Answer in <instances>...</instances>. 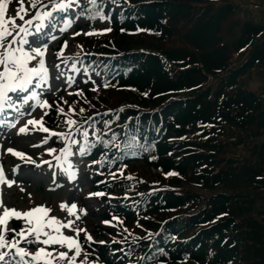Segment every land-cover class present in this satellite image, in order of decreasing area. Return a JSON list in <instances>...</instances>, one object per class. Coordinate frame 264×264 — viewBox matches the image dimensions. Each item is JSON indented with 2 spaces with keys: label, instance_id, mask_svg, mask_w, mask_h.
I'll return each mask as SVG.
<instances>
[{
  "label": "trees",
  "instance_id": "trees-1",
  "mask_svg": "<svg viewBox=\"0 0 264 264\" xmlns=\"http://www.w3.org/2000/svg\"><path fill=\"white\" fill-rule=\"evenodd\" d=\"M102 1L84 12L95 17L90 21L112 14L113 32L95 35L89 42L102 53L94 62L106 74L105 84L114 86L101 90L93 105L77 101L83 119L96 127L94 137L82 147L90 161L103 160L101 170L143 159L175 180L186 179L189 187L186 192L173 191L153 180L147 189L151 193L138 203L141 214L134 216L122 200L112 203L113 209L129 220L141 219L150 235L136 244L146 253L145 264L185 259L195 264H245L244 247L249 249L251 240L243 239L240 226L247 212L234 217L235 195L225 186L242 177L245 186L237 191L252 188L264 196V134L235 144L245 132L252 136V123L242 128L240 121L251 120L262 104L258 91L264 88L244 85L240 77L245 69L255 71L264 64V0H256V10L236 0H108L109 7L101 9ZM138 38L149 47L122 46ZM246 50L243 59L241 52ZM238 57L240 64L234 67ZM231 67L236 73L227 75ZM219 79L229 86L211 92V80ZM107 109L114 113L105 114ZM258 123L264 129V118ZM136 184L133 180L132 187ZM252 216L248 214L249 234L256 238L260 220ZM92 246L107 264L127 261H116L108 244L86 243L88 251ZM253 249L264 257L262 242Z\"/></svg>",
  "mask_w": 264,
  "mask_h": 264
},
{
  "label": "rangeland",
  "instance_id": "rangeland-1",
  "mask_svg": "<svg viewBox=\"0 0 264 264\" xmlns=\"http://www.w3.org/2000/svg\"><path fill=\"white\" fill-rule=\"evenodd\" d=\"M38 1L40 0H35V2ZM236 1L237 3H240L241 6L250 5L252 10H256L258 8L256 0ZM33 2L34 0H32V3ZM84 2L85 0H71V4L69 7L59 11L61 13L59 15V20L50 18L42 25L39 30L35 27L38 21L33 20L32 24L26 27L29 29L28 35L24 36V34L21 33L20 36L17 37V39L23 37L24 39L28 40L29 44L23 45V47H25L28 51H31V47H29V45H33L34 42L35 46H40L42 50L45 51L44 58L46 61V67L50 70L51 76V79L49 81L51 87H49L48 84L43 86H37L33 84L30 85L32 89L28 92V94H24V96L38 94L41 101H43L45 100L44 92L46 89L48 91L54 92L64 89L63 91H61L63 92L62 94L49 97L53 98L47 100L48 105L51 107L52 103H55V101L57 100V98L54 97L61 98L62 101H68L73 94L77 93L79 87L78 84L80 81L86 83L90 90L93 92L98 89V85L101 84L102 79L99 77H94L90 73L83 72L80 68L79 63L74 60L75 53L77 52V50L82 49L83 44L94 45V43L86 40L85 37L89 35V30L87 25L85 24V20L79 15V7ZM31 5L32 4H30L27 9L24 8L22 11L30 14L33 9ZM39 11L43 10L39 9ZM15 13L16 9L11 8L10 4V6L7 7L5 18H8L9 16H15ZM255 13L259 14L258 11ZM94 23L95 27H99L102 30L109 29L110 26L109 17L105 18L102 21L97 19ZM8 27L9 24L5 23V28L7 29ZM39 32L42 33L39 34ZM64 35L67 38V46L65 47L64 45L63 49L58 51L54 47L57 46L59 39ZM139 36L144 37V35ZM139 39L140 38L133 39L131 44H122V46L124 48L149 47L141 45L139 43ZM6 43L7 41H5V46L7 45ZM136 43L138 45H135ZM241 54V57H243V59L244 57L246 58L248 55L247 50L241 52ZM235 55L237 57V54ZM236 60V64H234V67L240 64L239 62L241 58L238 57L237 62ZM29 66H35L34 62H29ZM2 68L3 66H0V71H2ZM257 70L251 71V69H245V72H243L240 77V79H242L243 81H241L240 83H243L244 85L250 83V85L253 86L254 89L264 88V64L258 66ZM226 73L227 75H234L236 71L235 69H233V67H231V69H229ZM228 86L229 82L227 83L226 81H221L219 79V81L217 82L211 80L209 88L211 89V92L214 93L219 88ZM258 92L260 93L258 94L259 97L262 99L260 110L256 111L257 114H255L251 118V120H242L240 121L241 125H239L242 128H246L248 126V123H252L249 126L250 133L253 132L252 136L249 133L245 132L240 140L235 144H238L240 142L243 143L245 141L247 142L249 140L252 141L256 137H260L264 134V129H260L259 123L257 124V122L261 121L264 118V90L261 89ZM79 94H81V92H79ZM89 94L93 95L94 93L89 92ZM113 94H115V92H113ZM126 95L130 98L137 96L136 93L130 95L127 93ZM131 101L137 102V100ZM120 102H125V100L122 99L120 100ZM31 103L33 107L29 110L28 114H24L21 118H18L19 113L16 112L14 120L6 119L7 124L5 128H0V131L6 132V134H2V136L0 137V151L2 155V157L0 158V167L4 168L5 166L4 173L6 178L15 181V183H13L11 187L7 185L6 180L3 184H0V195H2L3 206H6L8 208H15L19 211H27L34 207L47 208L49 209L48 216L45 217L43 213H36V216L42 217L43 221H45V219L47 218L44 222V231L48 232L50 236H72L80 243V238L85 237L87 239V236L91 235L92 240L89 241L97 242L101 245L103 244L101 243V241L109 243L110 241H113L114 243L110 244L120 245L121 247H119L118 249H124V247L128 245V242H124L125 239L130 235L134 236L133 240L138 239L140 237L139 235H142L144 233L143 230L145 229V226L143 225V223H141L140 218L132 222H125L122 219L105 220L111 218L108 217L109 212L105 208L107 203L103 202L101 198H97V195H95V193H100V190H94V188L99 187L100 185L97 184L95 186H92L90 180L91 177H89L86 172V163L88 162L83 161L80 158H71V154L74 148H76V143H70L69 146H67V144L69 143L68 141L66 143V146L63 145L62 148L59 147V145L56 143L55 138L57 137L58 133H65L66 135H70L71 139L75 141L78 139L79 130L77 131L75 125L69 126L67 124L68 120H75L76 118L75 115L70 112V104L68 105V115H66L63 112L61 113L59 110L63 109V111L66 113L67 108H62L60 107L61 103H57L58 110L56 111V113L62 114V116H68L67 118H65V122H62V124L60 125L63 131L61 132V129L58 128H51V130L48 129L49 131L45 132L43 130L44 128H47L45 124L49 125L50 120L52 122L56 120V113H52L50 111V107L36 106L35 100H33ZM32 118L41 121V123L35 125L27 124V121ZM25 125L27 126L26 133H20V127ZM230 129L231 128L228 127V130ZM84 133L88 134V131H84ZM62 139L66 140L67 138L62 136ZM79 140L80 138L77 142H79ZM242 145L238 147L244 148L245 146ZM11 147L17 148L19 151L25 153V155L20 157L12 156L11 153L7 151V149ZM65 147L68 148V151L62 152L61 149ZM247 148L250 152L249 146H247ZM48 149H55V151L49 152ZM57 157H59L60 159L57 160ZM45 159H49L51 161L50 163H47L40 168H36L35 164H31L34 166L32 168L28 167L29 165L26 164V162L28 163V161L41 162ZM56 167L59 171L57 180L52 179V171L55 170ZM94 173L96 175V172ZM123 173L125 175L122 173H118L117 175L114 174L113 176H111L116 178V184L122 182L123 180H125L123 183H130L132 180L136 179L133 178L134 176L141 179L139 180V184L128 190L130 191V193H136L138 191H144V189H149L151 187V185H149V182L151 183L153 180L159 181L158 187L166 186L173 191L182 190L183 192L189 190V187H187L186 184V179H183L182 181L175 180L167 173L155 170L154 168L148 166V164H144L142 162H134L130 164L128 168L123 171ZM126 174H130L133 176H128ZM105 177H107V175H105ZM237 179L239 181L237 184H229L225 186V188H228V190L232 191L235 195L233 196L234 206L232 208V212L235 213L234 217H238L241 214L247 212V217H242V226H240L244 229V231L242 232L243 239H245L246 241L251 240V242H248L247 244L249 249L244 247V250L246 252V255L244 254V263L263 264L264 257H260L253 248L256 242H262L264 244V241L261 240V238L264 237V206H259L260 202H264V199H261V197L264 196H258V193L262 192V190L254 191L252 188L246 190L243 188L244 190L237 191V189L240 187L239 185L245 186V184L242 183L244 181L242 177H239ZM119 193H122V190H120L118 193L113 192L112 195H124ZM72 204H76L75 209H72ZM2 210V207H0V215H2ZM158 213V216L162 214L170 215L168 212ZM248 214L253 215L252 217L254 219L258 218L260 220V223L256 227V234L258 235V237L256 238L255 235L251 234V232L249 234L251 227L248 226L251 225V222L248 220ZM15 218L16 217L14 216H10L6 221L4 227H10L11 222L15 220ZM18 219L27 223V220L25 218V220H23V217ZM153 219L154 217L152 216L150 220ZM105 221H108V223H105ZM34 222L35 218H32L31 226L34 225ZM69 222H71V226H68ZM19 225H21V223H19ZM245 227L247 229H245ZM74 228L83 229L84 231H80L77 233L73 231ZM0 233H3V231ZM32 236L34 237V234ZM44 238L47 237H44L42 233L41 241ZM16 240L20 242L21 246H23L19 236L16 237ZM40 246H43L47 250L66 251L69 254V258L74 256L75 254V248L73 247V249H68L66 242L64 245H60L59 243L43 245L42 243H40ZM257 248L261 250L260 247L257 246ZM29 251H33L34 253L37 251V249ZM123 251L124 250H121V252ZM96 253L101 254L95 246H92V254L85 257L87 261H91L89 264H103L102 262L99 263V259L96 258ZM83 254L81 251V254L76 257L77 264L86 263ZM54 256L55 254H52V257ZM248 258L249 261H246ZM171 264L195 263L194 261L190 262L189 260Z\"/></svg>",
  "mask_w": 264,
  "mask_h": 264
},
{
  "label": "snow or ice",
  "instance_id": "snow-or-ice-1",
  "mask_svg": "<svg viewBox=\"0 0 264 264\" xmlns=\"http://www.w3.org/2000/svg\"><path fill=\"white\" fill-rule=\"evenodd\" d=\"M89 2L96 6V0H89ZM71 4V0H48V3L45 4L40 0L39 9H43V11L37 10L36 15L32 17V19L24 20L23 24L17 25L15 22V18H11L8 21L9 27L6 29L4 24V0H0V66H3V70L0 71V111H3L5 105L11 107L12 105L8 102L11 101L13 98L8 95L10 91H15L16 89L27 90L29 89L30 85H37L43 86L48 84L51 79L50 70L46 67L45 61V51L42 50L40 46H35V42L33 45H29L31 47V51H28L23 45H28L29 42L27 39L20 37L21 33L24 36L28 35L29 29L24 27V25H31L33 20L38 21L35 27L39 30L42 25L52 16L54 13L60 10H64L65 8L69 7ZM32 8H37V3L34 2L31 5ZM98 10V6H97ZM26 11V10H25ZM99 11V10H98ZM20 15L19 13L17 14ZM88 18L94 19L95 17L89 16ZM101 18H105L101 14ZM20 19L23 20V16H20ZM18 28V31L15 29ZM15 31V34H13ZM102 31H110V29H104ZM92 34V33H88ZM6 37H10L7 40V47H5V39ZM14 45H16L14 47ZM67 46V42H65V47ZM29 62H34L35 66H29ZM36 101V106L38 107H50L48 105L47 100L41 101L38 94L34 95H25L19 103L27 105L28 108H32V101ZM61 113L63 109L59 110ZM21 115H24L21 112ZM41 121L36 119H29L27 124H40ZM75 120H68L67 124L72 126L76 124ZM45 132L49 131L47 128L43 129ZM27 126H22L19 129L20 133H26ZM57 136H63L68 138L66 134L58 133ZM87 136V133H85ZM70 143H77L75 140H69ZM79 147V146H78ZM7 151L9 153H13L20 157L24 156L25 153L21 151H16L13 148H8ZM49 152L55 151V149H48ZM62 152H67L68 148L65 147L61 149ZM79 151L82 153L86 151L85 148H79ZM57 160L60 158L57 157ZM7 182V185L11 187L13 183H15L12 179H7L3 168L0 167V184ZM95 195H101L100 193H95ZM0 207H2V215H0V225H5L6 221L10 216H14L16 218H25L29 224H31V220L36 213H46L49 209L44 207H34L27 211H17L15 208H8L3 206L2 195H0ZM72 209L76 208V204H72ZM35 227H27V229H20L17 231L16 229L12 228H5V233L7 231H11L14 233L11 240L6 237V234L0 233V264H4L5 258L9 256V252H4L3 249L7 248L11 250L12 259L8 261V264H40L43 260L44 264H77L76 257L81 254L82 246L78 242L77 239H74L72 236H50L48 232L44 231L45 224L42 221L40 216H35ZM108 223V221H105ZM71 226V222L69 225ZM73 231L80 232L84 231L83 229L74 228ZM29 233H34V238L25 239V237ZM43 233L44 238L41 241V234ZM19 236L20 239L23 241L24 245H36L37 251L31 252L28 250L27 247L21 246L20 242L16 240V237ZM88 240H92L91 235L87 236ZM65 242L67 243L68 249L75 248V254L71 258H69V254L66 251H58L55 257H52V254L46 252L44 247H40V243L43 245H50L53 243H59L60 245H64ZM103 243V241H101ZM46 257H51L47 258Z\"/></svg>",
  "mask_w": 264,
  "mask_h": 264
},
{
  "label": "bare ground",
  "instance_id": "bare-ground-1",
  "mask_svg": "<svg viewBox=\"0 0 264 264\" xmlns=\"http://www.w3.org/2000/svg\"><path fill=\"white\" fill-rule=\"evenodd\" d=\"M34 216H35V214H34Z\"/></svg>",
  "mask_w": 264,
  "mask_h": 264
}]
</instances>
